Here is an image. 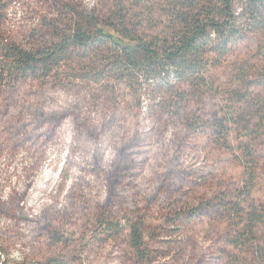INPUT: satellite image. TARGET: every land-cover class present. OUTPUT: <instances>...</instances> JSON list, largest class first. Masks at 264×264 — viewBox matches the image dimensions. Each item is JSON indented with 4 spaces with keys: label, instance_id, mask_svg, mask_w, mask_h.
I'll return each instance as SVG.
<instances>
[{
    "label": "rangeland",
    "instance_id": "obj_1",
    "mask_svg": "<svg viewBox=\"0 0 264 264\" xmlns=\"http://www.w3.org/2000/svg\"><path fill=\"white\" fill-rule=\"evenodd\" d=\"M122 1L3 0L1 35L27 49L52 45L70 29L71 10L105 19L119 14ZM150 20L156 32L166 28L161 18ZM76 63L53 65L48 75L15 70L0 82V264H264V225L256 241L233 245L227 238L237 209L205 212L208 200L214 207L238 200L246 141L259 150L253 199L264 206V141L253 140L264 132V91H231L261 87L264 34L212 71L220 94H190L188 104L168 85L146 93L119 73L74 80ZM245 101L256 113L246 114L247 129L231 130L228 146L189 126ZM43 173L50 179L36 187ZM24 180L33 183L28 197L18 190ZM135 222L145 231V258L130 243Z\"/></svg>",
    "mask_w": 264,
    "mask_h": 264
},
{
    "label": "trees",
    "instance_id": "obj_2",
    "mask_svg": "<svg viewBox=\"0 0 264 264\" xmlns=\"http://www.w3.org/2000/svg\"><path fill=\"white\" fill-rule=\"evenodd\" d=\"M122 2L123 7L119 14L111 12L105 19L91 11L71 10L70 29L58 43L52 45L27 49L4 40L0 31V56L3 57L0 59V82L15 70L20 76L36 75L40 72L48 75L53 65L66 63L74 58L77 62L76 69L79 70L73 76L74 80H93L90 74H94V71L95 76L119 73L125 80L136 84L134 87L144 89L146 93L154 84L161 90L163 85H168L167 90L174 89L169 95L177 100L180 98V102H183L190 94H199L203 97L211 92L220 94V87L213 80L212 71L222 65L237 45L247 41L251 36L264 34V0ZM159 8L162 9V13H157ZM4 9L5 4L0 0V26ZM157 17L165 22L166 28L161 33L147 25L148 20L152 21ZM95 48L107 51V57L99 59L96 53L89 56L88 53ZM87 67L89 70L85 71ZM256 70L255 68V72ZM169 75L175 77L178 85L162 82L163 76ZM115 80V84H112L113 92H116L120 85L119 79ZM261 83V87H237L231 91L251 89V93L259 96L264 91V77ZM191 100L185 102L188 104ZM242 100L244 99H240ZM245 102V107L237 108L232 104L227 111L215 114L209 121L193 118L189 126L203 128L204 132L213 136L217 144L228 146L231 130L247 129L246 114L252 116L256 113L253 105ZM253 140L263 142L264 132L259 133ZM245 144L242 151V158L245 160L244 179L236 196L238 200L218 207H214L208 200L205 207V212L211 215L230 216V212L237 209L239 219L231 222L235 234L227 238L233 245L256 241L257 230L260 225H264V206L258 208L253 199L259 178V150L250 141H246ZM67 146L72 148L70 143ZM32 184V181H21L18 190L28 197ZM60 187L61 182L57 189ZM26 207L30 208L27 204ZM130 235L131 246L142 253L141 258H145L147 256V253L143 252L145 231L141 222L131 225Z\"/></svg>",
    "mask_w": 264,
    "mask_h": 264
},
{
    "label": "bare ground",
    "instance_id": "obj_3",
    "mask_svg": "<svg viewBox=\"0 0 264 264\" xmlns=\"http://www.w3.org/2000/svg\"><path fill=\"white\" fill-rule=\"evenodd\" d=\"M50 178H49V175L47 173H43L41 175H39L37 177V181H36V187H37V183H42V182H45V181H48Z\"/></svg>",
    "mask_w": 264,
    "mask_h": 264
}]
</instances>
